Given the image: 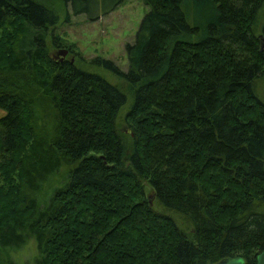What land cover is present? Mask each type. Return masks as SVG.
I'll list each match as a JSON object with an SVG mask.
<instances>
[{"label": "trees", "instance_id": "1", "mask_svg": "<svg viewBox=\"0 0 264 264\" xmlns=\"http://www.w3.org/2000/svg\"><path fill=\"white\" fill-rule=\"evenodd\" d=\"M59 1L94 21L123 0ZM141 1L126 70L91 61L122 92L49 56L54 11L0 0V264L253 263L264 248V0Z\"/></svg>", "mask_w": 264, "mask_h": 264}, {"label": "rangeland", "instance_id": "2", "mask_svg": "<svg viewBox=\"0 0 264 264\" xmlns=\"http://www.w3.org/2000/svg\"><path fill=\"white\" fill-rule=\"evenodd\" d=\"M47 8L54 11L57 15V22L53 27L57 45L53 46L47 40L49 56L53 59L71 60L74 66L85 70L98 73L110 84L120 91H124L125 83L115 77L101 64L91 63L92 60L102 59L110 61L119 70L125 71L127 60L125 55V44L131 43L138 23L147 7L141 0H123L108 14L99 16L94 21H89L82 15H72L69 8L65 7L59 0H35ZM196 5H199L196 2ZM202 9V8H201ZM203 10V9H202ZM191 14L195 13L194 21L199 17L200 8L195 7V12L189 9ZM67 16V18H65ZM199 21V20H198ZM195 21V23H198ZM206 21V20H205ZM260 45L264 44V37H258ZM64 50V55L61 52ZM263 81L257 82V94L264 101L261 95V85ZM37 109L40 114L50 111L48 100L39 92L34 93ZM36 96L40 98L36 99ZM123 113H118V118ZM118 122V128L123 129V124ZM3 177L0 176V183L4 184ZM150 192L147 193V195ZM150 196V195H149ZM150 204H153L150 199ZM153 206V205H152ZM156 207V206H155ZM176 223L180 222V217L171 214Z\"/></svg>", "mask_w": 264, "mask_h": 264}, {"label": "water", "instance_id": "3", "mask_svg": "<svg viewBox=\"0 0 264 264\" xmlns=\"http://www.w3.org/2000/svg\"><path fill=\"white\" fill-rule=\"evenodd\" d=\"M64 55V50L60 51ZM71 62V60H69ZM213 264H264V248L255 255L253 263H245L241 258H224Z\"/></svg>", "mask_w": 264, "mask_h": 264}, {"label": "flooded vegetation", "instance_id": "4", "mask_svg": "<svg viewBox=\"0 0 264 264\" xmlns=\"http://www.w3.org/2000/svg\"><path fill=\"white\" fill-rule=\"evenodd\" d=\"M62 55V54H61ZM63 56V55H62Z\"/></svg>", "mask_w": 264, "mask_h": 264}]
</instances>
